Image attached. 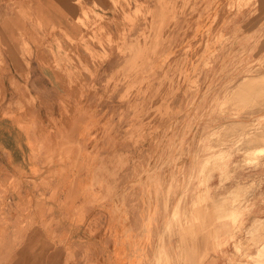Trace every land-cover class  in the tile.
I'll return each instance as SVG.
<instances>
[{
	"label": "rangeland",
	"instance_id": "374dc122",
	"mask_svg": "<svg viewBox=\"0 0 264 264\" xmlns=\"http://www.w3.org/2000/svg\"><path fill=\"white\" fill-rule=\"evenodd\" d=\"M0 3V18L21 21L22 83L58 104L53 132L90 128L105 190L118 202L143 194L167 234L198 228L222 196L234 207L228 264H261L264 211L248 220V204L264 205V0ZM73 145L54 137L47 176ZM57 190L39 195L40 212ZM84 232L70 250H0V264H96V219Z\"/></svg>",
	"mask_w": 264,
	"mask_h": 264
},
{
	"label": "crops",
	"instance_id": "0c3cea01",
	"mask_svg": "<svg viewBox=\"0 0 264 264\" xmlns=\"http://www.w3.org/2000/svg\"><path fill=\"white\" fill-rule=\"evenodd\" d=\"M4 9L0 3V12ZM21 27V21L0 18V250H70L81 244L85 224L92 218L96 219V264H228L233 247L231 201L214 196L198 228L193 225L185 233L167 234L159 223V206H149L143 194L139 200L132 195L118 202L105 190L96 173L90 128L84 137L77 135L76 128L75 135L52 131L62 122V116L54 114L58 104L22 83L15 47V29ZM47 74L55 76L50 70L43 73ZM78 110L93 125L94 115ZM96 121L101 122L97 116ZM54 137L71 145L80 141L82 151L76 156L73 145L70 162L58 165L53 159L56 175L49 177L45 165ZM55 189L54 200L46 201L40 212L39 195L47 198ZM60 202L64 207L58 209ZM250 203L248 220L264 211L259 198Z\"/></svg>",
	"mask_w": 264,
	"mask_h": 264
},
{
	"label": "clouds",
	"instance_id": "9594fccd",
	"mask_svg": "<svg viewBox=\"0 0 264 264\" xmlns=\"http://www.w3.org/2000/svg\"><path fill=\"white\" fill-rule=\"evenodd\" d=\"M199 143H200V144H203L204 141L201 140ZM216 158L219 159L220 157H216ZM202 174H203V173L201 172V175H202ZM237 251H238V250H237ZM261 257H262V259H261V264H264V251L261 252Z\"/></svg>",
	"mask_w": 264,
	"mask_h": 264
},
{
	"label": "bare ground",
	"instance_id": "6f19581e",
	"mask_svg": "<svg viewBox=\"0 0 264 264\" xmlns=\"http://www.w3.org/2000/svg\"><path fill=\"white\" fill-rule=\"evenodd\" d=\"M257 68H259V67H257ZM256 69V68H255ZM250 73V72H249ZM256 74V73H255ZM246 78V77H245ZM243 82V81H242ZM242 84V83H241ZM253 87V86H252ZM237 96V95H236ZM257 97H258V95H257ZM250 107V106H249ZM245 110V109H244ZM252 115V114H251ZM234 123H236V122H234ZM240 123V122H239ZM253 124V123H252ZM245 126V125H244ZM252 128V127H251ZM241 131V130H240ZM245 131V130H244ZM261 132H263V131H261ZM242 133V132H241ZM240 133V134H241ZM249 136V135H248ZM248 136H246V137H248ZM240 141V140H239ZM242 143V142H241ZM233 145V144H232ZM237 146V145H236ZM233 148H235V147H233ZM261 149V148H260ZM233 150V149H232ZM254 160V159H253ZM253 163V162H252ZM245 199V198H244ZM242 206V205H241ZM215 221V220H214ZM257 222V221H256ZM256 227V226H255ZM235 228V227H234ZM236 233V232H235ZM250 242V241H249ZM248 242V243H249ZM238 243V242H237ZM243 246V245H242ZM240 255V254H239ZM214 257V256H213ZM241 257V256H240ZM248 258V257H247ZM252 262V261H251Z\"/></svg>",
	"mask_w": 264,
	"mask_h": 264
}]
</instances>
